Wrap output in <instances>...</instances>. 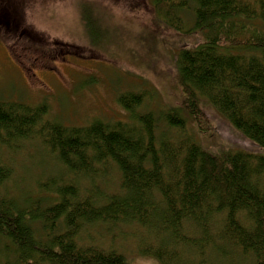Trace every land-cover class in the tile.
<instances>
[{
	"label": "trees",
	"instance_id": "1",
	"mask_svg": "<svg viewBox=\"0 0 264 264\" xmlns=\"http://www.w3.org/2000/svg\"><path fill=\"white\" fill-rule=\"evenodd\" d=\"M191 1L186 31L175 0L153 4L156 20L192 39L173 54L179 93L161 111L139 112L145 94H125L126 120L47 122L37 132L44 107L0 102V146L36 138L70 175L107 191L79 198L75 185L53 179L26 192L12 182L14 192L0 194V264H131L81 238L96 227L139 232V256L156 264H264V0ZM212 114L254 151L207 148L210 136L197 128L212 125ZM109 169L116 188L107 186ZM9 176L0 170V189Z\"/></svg>",
	"mask_w": 264,
	"mask_h": 264
},
{
	"label": "rangeland",
	"instance_id": "2",
	"mask_svg": "<svg viewBox=\"0 0 264 264\" xmlns=\"http://www.w3.org/2000/svg\"><path fill=\"white\" fill-rule=\"evenodd\" d=\"M31 1L25 7L18 2L12 6L14 15L24 19L19 30H14L10 23L9 30L14 31L2 36L1 30L6 29L0 25V102L20 103L31 109L44 107L46 116L33 128L37 132L47 122L85 127L96 120H126L118 104L125 94L143 92L145 105L139 112H159L162 106H168L169 98L171 101L179 93L172 79L173 54L192 39L156 20L155 0ZM191 2L175 0L177 6L183 7L173 12L184 31L193 25ZM6 6L7 3L0 2V9ZM25 26L34 29V40L19 37ZM216 119L214 114L208 115V124L212 125L208 129L197 128L210 136L204 140L207 148L254 151L246 140ZM11 148L0 146L1 173L10 170L9 182H3L0 194L2 190L7 194L14 192L12 182L18 183L17 192L30 191L38 179H45L38 184L50 179L59 185L73 184L80 190L79 198L82 190L88 195L96 193L89 192L95 187L107 192L99 182L90 187L86 181L70 175L56 154L36 138ZM105 178L108 187L117 186L118 173L113 169ZM44 195L33 193L40 198ZM140 236L127 228L116 229L109 235L96 227L83 232L81 238L100 249L118 251L131 264H156L139 256L136 240Z\"/></svg>",
	"mask_w": 264,
	"mask_h": 264
},
{
	"label": "flooded vegetation",
	"instance_id": "3",
	"mask_svg": "<svg viewBox=\"0 0 264 264\" xmlns=\"http://www.w3.org/2000/svg\"><path fill=\"white\" fill-rule=\"evenodd\" d=\"M40 1V0H38ZM30 3H32V1L30 0ZM17 5L24 7V2L23 3H18ZM15 7V6H14ZM2 16H6V20L3 22V25L5 27L6 30H1V34L2 36H4V34H8V32L14 31V30H19V28L21 26H23V22L24 19L22 17H17V15H14V12L12 11V13H5V12H0V20L2 19ZM23 16V14H22ZM10 23H12V25L14 26V30H9L10 29ZM31 30H34L32 28L29 27H24L21 32H20V36L19 37H27L29 38V40H34L33 38H35L37 36V34Z\"/></svg>",
	"mask_w": 264,
	"mask_h": 264
}]
</instances>
